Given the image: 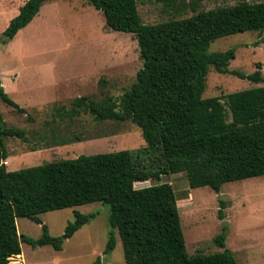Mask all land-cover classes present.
<instances>
[{
    "label": "trees",
    "instance_id": "trees-1",
    "mask_svg": "<svg viewBox=\"0 0 264 264\" xmlns=\"http://www.w3.org/2000/svg\"><path fill=\"white\" fill-rule=\"evenodd\" d=\"M46 1L25 0L3 31L0 43L11 40L30 23ZM85 1L102 11L107 28L133 34L143 65L118 102L111 98L99 101L91 98V93L71 97L69 106L66 99L54 106L45 124L57 118H68L67 123L72 124L83 114L97 122L130 120L141 130L145 145L9 171L3 137L14 136L16 131L3 126L0 113V264H11V257L22 255L21 242L32 248L50 245L61 250L63 241L94 214L74 210V219L66 224L62 236L51 235L38 215L96 201L110 208L111 229L104 254L114 249L117 231L125 264H237L234 254L226 249L188 254L170 183L139 188L134 184L184 172L190 188L209 186L219 192L226 182L264 175V85L202 96L210 67L255 84L264 83L261 62L256 63L255 71L245 74L229 69L234 48L208 50L214 39L263 31L264 0H242L156 24L142 21L137 0ZM195 4L190 0L181 7L194 8ZM0 100L25 112L2 86ZM44 131L43 140L46 137L47 141L63 142L70 137L68 132L61 134L62 128ZM71 137L96 138L82 134ZM221 204L220 218L225 203ZM17 217L41 224V235H19ZM224 239L223 228L214 242L223 248ZM91 264H102V260L97 257Z\"/></svg>",
    "mask_w": 264,
    "mask_h": 264
},
{
    "label": "rangeland",
    "instance_id": "rangeland-1",
    "mask_svg": "<svg viewBox=\"0 0 264 264\" xmlns=\"http://www.w3.org/2000/svg\"><path fill=\"white\" fill-rule=\"evenodd\" d=\"M25 0H0V39L11 18L18 14ZM190 0H137L144 23L156 24L168 19L189 17L200 10L234 5L242 0H195L194 8H182ZM261 1V0H246ZM235 49L229 69L245 74L257 69L261 62L264 74V30L245 31L210 41L209 51ZM138 43L133 34L106 27L102 11L85 0H48L30 23L18 30L7 42L0 43V87L8 97L25 108L19 112L0 100L3 126L16 131L3 137L9 171L59 159H72L145 145L141 130L130 120L97 122L83 114L71 124L68 118L45 124V113H34L36 105L65 100L91 93V98H111L118 102L136 80L142 67ZM213 67L207 73L203 98L262 86ZM43 106L41 112H54ZM69 106V105H68ZM30 115V117H28ZM48 121V120H47ZM62 128L71 137H97L57 146L38 152L24 151L39 146L44 130ZM67 129V130H66ZM66 130V131H65ZM107 135V136H105ZM102 136V137H100ZM47 138L45 137V140ZM29 152V153H28ZM168 182L176 193L185 246L189 255L198 250L212 253L230 250L237 264H264V175L226 182L219 192L209 186L190 188L184 172L164 175L160 180L136 182V188ZM223 217L218 216L222 207ZM94 214L71 238L63 241L61 250L50 245L32 248L21 242L23 263L11 257V264H91L100 257L102 264H125L120 237L115 231V247L104 254L110 225L108 204L90 202L74 208L39 214L53 236H62L66 224L74 219L73 211ZM18 234L37 238L41 224L25 217L16 218ZM225 231L224 247L214 240Z\"/></svg>",
    "mask_w": 264,
    "mask_h": 264
},
{
    "label": "crops",
    "instance_id": "crops-1",
    "mask_svg": "<svg viewBox=\"0 0 264 264\" xmlns=\"http://www.w3.org/2000/svg\"><path fill=\"white\" fill-rule=\"evenodd\" d=\"M89 94V93H88ZM84 95H86V94H84ZM61 101H63V99L62 100H58V101H53V102H55V104H54V106L58 103V102H61ZM53 102L52 103H50L49 104V106H53ZM43 106H48V104L47 103H44V104H39V105H36V107H35V114L36 113H45L46 115L48 114H53L54 112H41V108L43 107ZM49 106H48V108H49ZM25 109V108H24ZM55 111V110H54ZM25 114L27 113V110L25 109V112H24ZM82 139H80V140H77V138L76 137H74V138H72V137H69V138H67V137H65L64 139H63V142H58V141H60V140H57V141H47V140H41V143L42 144H40L39 146H32L31 148L29 147L28 149H26V150H24V151H27V150H30L29 152L31 153H33V152H38V151H43V150H49L50 148H55V147H57V146H63V147H66L65 146V144H68V143H73V142H77V141H81V140H86V139H88V138H83V137H81ZM97 138V137H96ZM28 152V153H29ZM6 165V164H5ZM83 227V226H82ZM81 227V228H82ZM80 228V229H81ZM79 229V230H80ZM78 231V230H77ZM76 231V232H77ZM74 235V234H73ZM71 238V237H70ZM62 249V248H61ZM21 254L22 255H24L23 254V252L21 251ZM24 262V261H23ZM22 262V263H23Z\"/></svg>",
    "mask_w": 264,
    "mask_h": 264
},
{
    "label": "bare ground",
    "instance_id": "bare-ground-1",
    "mask_svg": "<svg viewBox=\"0 0 264 264\" xmlns=\"http://www.w3.org/2000/svg\"><path fill=\"white\" fill-rule=\"evenodd\" d=\"M19 258L21 259V262H23V256H22V255H20V256H19Z\"/></svg>",
    "mask_w": 264,
    "mask_h": 264
}]
</instances>
